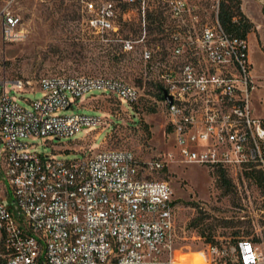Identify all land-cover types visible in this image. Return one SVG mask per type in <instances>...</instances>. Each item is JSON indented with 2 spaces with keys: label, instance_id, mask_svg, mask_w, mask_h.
<instances>
[{
  "label": "built area",
  "instance_id": "2783aa9c",
  "mask_svg": "<svg viewBox=\"0 0 264 264\" xmlns=\"http://www.w3.org/2000/svg\"><path fill=\"white\" fill-rule=\"evenodd\" d=\"M136 4L145 15L147 0ZM88 26L104 36L117 32L110 0H85ZM218 12V8H217ZM166 25L170 44L156 55L143 46L141 60L159 82V98L175 151L137 161L128 149H104L64 157L62 139L83 130L110 126L95 112L67 114L93 92L139 106L138 87L107 76H46L40 96L27 106L0 82V243L3 264H173L174 199L170 185L148 177L168 161L222 169L233 182L251 170L264 175V118L253 114L255 88L247 41L226 32L218 19L197 33L195 7L169 0ZM3 42L24 38L20 18L0 12ZM217 17V15H216ZM196 35L193 36L192 33ZM122 50L138 40L116 39ZM15 92L29 81L15 80ZM163 90L171 103L163 98ZM45 138L53 153L37 151L29 138ZM58 140L53 143L52 140ZM221 264H264V238H238L232 245L209 246ZM205 258V256H204ZM206 264V260H205Z\"/></svg>",
  "mask_w": 264,
  "mask_h": 264
},
{
  "label": "rangeland",
  "instance_id": "374dc122",
  "mask_svg": "<svg viewBox=\"0 0 264 264\" xmlns=\"http://www.w3.org/2000/svg\"><path fill=\"white\" fill-rule=\"evenodd\" d=\"M84 1L0 0V12L8 10L18 16L24 31L21 41L3 42L0 17V82H8L11 97L27 106V99L40 96L38 81L42 77L85 75L121 79L138 87L139 106L99 91L93 92V97L86 95L65 113L95 112L104 115L111 125L80 131L74 137L80 140L74 142L62 139L63 147L68 148L62 156L81 157L86 152L128 149L137 161L144 162L168 151L174 152L166 110L159 98V82L140 57L143 46L156 55H163L169 47V30L165 27L174 24L168 18L169 0H147L144 17L138 5L110 0L116 6L118 29L104 36L88 26ZM187 1L194 5L196 16V21L187 17L188 24L194 25L197 33L205 25L215 23L219 0ZM246 6L249 13L243 11ZM240 8L253 24L246 38L255 85L251 93L252 110L257 117L264 118V0L241 1ZM118 38L138 40V43L134 50L125 52ZM15 80L29 81L31 85L15 92L10 83ZM28 141L34 142L40 153H53L45 138ZM148 177L166 181L172 189L173 236L177 249L173 264H205V260L206 264H221L210 254V245L228 247L238 238L254 243L257 238H264V188L251 175L246 173L238 182L231 181L230 188H222L213 170L175 159ZM1 254L0 247V258Z\"/></svg>",
  "mask_w": 264,
  "mask_h": 264
},
{
  "label": "trees",
  "instance_id": "16d2710c",
  "mask_svg": "<svg viewBox=\"0 0 264 264\" xmlns=\"http://www.w3.org/2000/svg\"><path fill=\"white\" fill-rule=\"evenodd\" d=\"M241 0H219L217 19L223 29L235 36L246 39L247 35L253 29L252 22L243 14L240 8ZM151 22H154L153 18ZM157 22V20H156ZM161 23L157 22V26ZM160 97V96H159ZM217 176L219 187L230 188L232 186L231 179L227 176L226 172L222 169L214 170ZM248 175L254 179L258 186L264 188V175L258 170H251L247 172ZM0 247L3 252L2 245ZM4 263V258H0V264Z\"/></svg>",
  "mask_w": 264,
  "mask_h": 264
},
{
  "label": "water",
  "instance_id": "95a60500",
  "mask_svg": "<svg viewBox=\"0 0 264 264\" xmlns=\"http://www.w3.org/2000/svg\"><path fill=\"white\" fill-rule=\"evenodd\" d=\"M163 98L168 101V103H171V97L166 93L165 90H163Z\"/></svg>",
  "mask_w": 264,
  "mask_h": 264
},
{
  "label": "crops",
  "instance_id": "0c3cea01",
  "mask_svg": "<svg viewBox=\"0 0 264 264\" xmlns=\"http://www.w3.org/2000/svg\"><path fill=\"white\" fill-rule=\"evenodd\" d=\"M242 1V3H244V2H247L248 3V0H241ZM244 5V4H243ZM244 10L243 11H245V13H249L248 12V8H247V6L245 7V8H243ZM12 82V81H11ZM10 82V83H11ZM254 114V113H253ZM255 115V114H254ZM256 116V115H255Z\"/></svg>",
  "mask_w": 264,
  "mask_h": 264
}]
</instances>
